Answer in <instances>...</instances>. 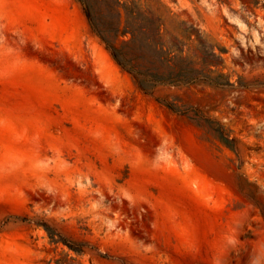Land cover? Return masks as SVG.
I'll list each match as a JSON object with an SVG mask.
<instances>
[{"label": "rangeland", "instance_id": "1", "mask_svg": "<svg viewBox=\"0 0 264 264\" xmlns=\"http://www.w3.org/2000/svg\"><path fill=\"white\" fill-rule=\"evenodd\" d=\"M120 1L218 82L143 90L79 0H0V264H264V0Z\"/></svg>", "mask_w": 264, "mask_h": 264}, {"label": "trees", "instance_id": "2", "mask_svg": "<svg viewBox=\"0 0 264 264\" xmlns=\"http://www.w3.org/2000/svg\"><path fill=\"white\" fill-rule=\"evenodd\" d=\"M79 1L92 31L137 87L150 90L158 84L218 82L209 80L204 69L196 67L197 62L184 55L185 46L190 49L188 42L164 29L161 15L141 11L136 1H131L130 6L120 0ZM190 27L184 28L183 33L188 34Z\"/></svg>", "mask_w": 264, "mask_h": 264}]
</instances>
